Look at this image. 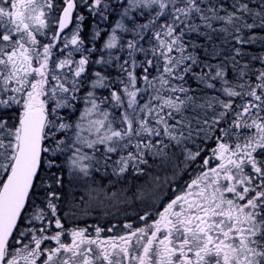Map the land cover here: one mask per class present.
Instances as JSON below:
<instances>
[{
  "label": "snow or ice",
  "instance_id": "snow-or-ice-1",
  "mask_svg": "<svg viewBox=\"0 0 264 264\" xmlns=\"http://www.w3.org/2000/svg\"><path fill=\"white\" fill-rule=\"evenodd\" d=\"M0 264H264V0H0Z\"/></svg>",
  "mask_w": 264,
  "mask_h": 264
},
{
  "label": "rangeland",
  "instance_id": "rangeland-1",
  "mask_svg": "<svg viewBox=\"0 0 264 264\" xmlns=\"http://www.w3.org/2000/svg\"><path fill=\"white\" fill-rule=\"evenodd\" d=\"M114 179V178H113ZM131 179V177H129V180ZM105 183H107V180H105ZM138 183H143V181L141 180V181H138ZM100 215V213H99V211H97V212H93V216L94 217H98ZM110 219H112V218H110ZM122 219V218H121ZM97 222V220L96 219H94V218H92V217H89V218H87V219H84V220H80L78 223H79V225L80 226H84L85 224H95ZM102 223H105V225H106V221H101ZM113 222H114V219H113ZM70 226V225H69Z\"/></svg>",
  "mask_w": 264,
  "mask_h": 264
},
{
  "label": "flooded vegetation",
  "instance_id": "flooded-vegetation-1",
  "mask_svg": "<svg viewBox=\"0 0 264 264\" xmlns=\"http://www.w3.org/2000/svg\"><path fill=\"white\" fill-rule=\"evenodd\" d=\"M90 224V223H89Z\"/></svg>",
  "mask_w": 264,
  "mask_h": 264
}]
</instances>
